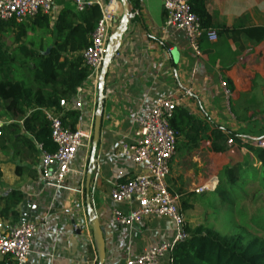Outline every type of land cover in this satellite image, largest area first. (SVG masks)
Returning <instances> with one entry per match:
<instances>
[{
	"label": "crops",
	"instance_id": "crops-1",
	"mask_svg": "<svg viewBox=\"0 0 264 264\" xmlns=\"http://www.w3.org/2000/svg\"><path fill=\"white\" fill-rule=\"evenodd\" d=\"M138 2L139 8L131 9L132 19L109 63L103 98H99L98 89H93L89 82L77 91L82 108L75 128L93 132L98 110L103 114V122L96 147L93 149L91 139L88 149L78 152L65 182L67 189L55 191L40 179V155L34 154L36 158L30 159L14 157L10 150L0 152V198L11 190L20 191L19 221L22 217L38 225L25 264H97L85 205L87 173L90 174L87 196L105 243L104 264H126L143 249L173 238L179 227L166 218L152 217L128 229L112 225L110 216L112 185L142 172L122 157L119 149L132 143L136 130L132 120L146 116L156 98L174 95L178 108L210 128L222 127L227 131L224 133H232L243 144L264 138V42L251 44L242 36L235 42L225 38L219 42L215 55L211 54L217 59L211 65L206 54H195L182 32L166 26L162 0ZM63 8L75 10L74 0H53L49 15L52 32ZM206 8L214 23L227 28H232L242 16L244 28H264V0H206ZM25 23L31 30L26 32L22 43L30 50L46 53L54 34H45L31 20ZM16 33L7 34L10 51L17 48L13 43ZM238 50L241 52L237 53ZM221 60L225 61L223 65H230L223 73L232 84L229 110L220 86ZM213 162H219L214 171H221L222 176L225 170L245 162L259 167L251 153L235 144L228 145L224 153H213L207 136L198 148L175 153L168 185L174 191L194 192L191 186L209 178L208 166ZM17 166L24 167L25 173L16 175ZM119 208L126 211L124 205ZM188 218L187 214L185 221L192 223ZM168 258L159 264H170Z\"/></svg>",
	"mask_w": 264,
	"mask_h": 264
},
{
	"label": "trees",
	"instance_id": "trees-1",
	"mask_svg": "<svg viewBox=\"0 0 264 264\" xmlns=\"http://www.w3.org/2000/svg\"><path fill=\"white\" fill-rule=\"evenodd\" d=\"M132 10L139 8L138 0H127ZM190 12L194 14L204 30H213L217 40L209 42L205 37L199 40L198 50L206 54L211 65L216 58L214 54L219 49V42L231 39L232 42L240 36L251 44L264 42V28L251 26L243 27V18L232 27L227 28L216 24L206 8V0H187ZM101 18L98 5H90L82 12L63 8L58 13L53 32L50 29L49 16L38 14L31 19V24L37 26L45 34H54V40L46 53L35 52L28 49L22 41L26 32L31 30L27 23H15L13 20L0 21V152L12 151L14 157L36 158L41 151L53 154L56 146L51 139L50 124L44 112L53 111L61 114L62 125L74 131L79 119V111H65L59 107L60 101L71 103L78 89L88 83L89 68L85 65L82 54L91 43V36ZM17 31L13 43L17 48L9 50L6 42L7 34ZM243 46L240 47L242 51ZM240 50L237 53L241 52ZM229 49V53H230ZM220 61L221 80L226 88L232 89L231 82L223 76L230 69V65H223ZM28 71L31 83L27 84L20 75ZM18 75V76H17ZM20 77V78H18ZM169 127L176 135V153L181 150L191 151L198 148L200 142L207 136L210 141V150L213 153H224L227 150V142L231 145L245 148L255 158L258 167L256 176L262 175L264 191V150L253 148L243 144L237 136L227 132L222 127L213 128L190 115L185 109L176 108ZM243 163L235 168L225 170V182L229 188H242L243 182L237 176L244 168ZM25 168L15 167L16 175L25 173ZM243 174V173H242ZM1 177V172H0ZM255 179V176H254ZM125 179L118 180L121 184ZM248 182V181H247ZM246 182V183H247ZM169 192L176 197L178 211L183 219L181 231L186 238L176 244L170 253V264H264V235L246 238L242 231L236 233L220 234L211 221L200 223H188L186 215L204 199L209 208L216 196L222 201L231 203L230 194L217 187L213 192L197 194L195 192L174 191L167 182ZM261 186L254 189L252 195H262ZM207 195V196H206ZM233 198V196H232ZM22 201V193L11 190L7 195L0 198V222L18 224V207ZM218 214V209H210ZM224 214H234L239 209H219ZM211 214V216L213 215ZM261 233L264 230V215L261 220H254ZM0 264H13L11 260L2 259Z\"/></svg>",
	"mask_w": 264,
	"mask_h": 264
},
{
	"label": "built area",
	"instance_id": "built-area-1",
	"mask_svg": "<svg viewBox=\"0 0 264 264\" xmlns=\"http://www.w3.org/2000/svg\"><path fill=\"white\" fill-rule=\"evenodd\" d=\"M94 4L100 8L101 18L82 57L90 71L89 85L96 90L110 36L117 27L121 9L118 0H108L107 3H101L99 0H74L75 10L78 12ZM162 6L166 14V26L182 32L197 56H201L198 50L200 39L205 37L212 43L217 40L215 31L201 27L199 19L190 12L187 0H162ZM52 7L53 0H0V21L13 20L18 24L23 23L38 14L49 16ZM220 82L225 106L229 110L231 91L222 80ZM79 93L80 91L71 103L60 101L59 107L65 111H80L82 102ZM177 107L178 102L172 94L156 98L146 116L132 120L136 126L132 143H125L119 149V154L131 165L139 167L142 172L127 178L121 184L114 183L110 188L112 225L130 229L135 224L157 217L166 218L179 227L171 240L143 249L138 256L127 260L126 264H159L166 256L170 261L173 248L186 238L181 231L183 219L178 211L177 199L169 192L167 186L170 163L176 153V135L169 127V120ZM44 114L50 124L51 139L56 151L53 154L41 151L39 176L49 188L55 191L65 190L66 179L72 173V165L78 152L89 147L92 130L75 128L71 131L62 125V113L45 111ZM227 144L231 145V142L228 141ZM249 145L264 150V138L250 142ZM212 186L194 192H213L214 184ZM120 205L126 207L125 212L119 208ZM37 227L36 223L29 222H0V260L7 259L13 264H25Z\"/></svg>",
	"mask_w": 264,
	"mask_h": 264
},
{
	"label": "rangeland",
	"instance_id": "rangeland-1",
	"mask_svg": "<svg viewBox=\"0 0 264 264\" xmlns=\"http://www.w3.org/2000/svg\"><path fill=\"white\" fill-rule=\"evenodd\" d=\"M20 75L24 77L27 84L31 83V78L28 75V71L20 73ZM218 164L219 162L216 164L213 162V165H209V178L204 180L202 183H195L193 186H191V190L196 191L204 189L208 185L214 184L215 188L220 186L222 187V191H227L228 194L232 195L233 198L231 196V200L233 199V201H231V203H227L222 201L220 197L216 196L211 204V208H209L204 199H200L202 201L197 202L194 209L188 213V219H191L193 221L192 223L211 221V224L220 234L236 233L239 230L243 232L246 238H253L262 234L264 235V230H260L262 232L257 233L256 231L259 230L257 226L254 225V220H261V217L264 215V191L262 188V175L256 176L258 168H253L251 165H249L248 168L241 170L237 177L245 182L243 183L242 188H229V185L225 182V175L222 176L221 171H214L215 165ZM259 183L263 194L260 195L259 192L258 194L252 195L254 189H259ZM204 193L209 194L210 192L204 191ZM98 201H100L99 198ZM210 209H218V214H213L212 210ZM219 209L239 210H237L238 212H235L234 214L226 215ZM211 214L213 215L211 216Z\"/></svg>",
	"mask_w": 264,
	"mask_h": 264
},
{
	"label": "water",
	"instance_id": "water-1",
	"mask_svg": "<svg viewBox=\"0 0 264 264\" xmlns=\"http://www.w3.org/2000/svg\"><path fill=\"white\" fill-rule=\"evenodd\" d=\"M118 2L120 4L121 15H120V18L117 20V27H116L115 31L110 36L109 45H108L107 50H106L104 64H103V67L101 69V76H100L99 84H98V88H97L98 89V95H99L100 99L103 98L104 82H105V77H106V73H107L109 63L112 59V56L118 52V49L122 43L123 35L127 30L130 19H132V10H131L127 0H118ZM103 3H104V1H103ZM102 122H103V114L101 111L98 110L96 112V115L94 117V122H93V132H92L93 149L96 147L97 142L100 138V130H101ZM89 180H90V174L87 173L86 183H85L86 211H87L88 216L90 217L89 226H90V229L92 232V237H93L95 248H96L97 264H104V261H105L104 238H103V234H102V231L100 228L98 218L95 215H93V210H92V207L89 203V198L87 196ZM26 222H27L26 219L21 217L19 224L26 223Z\"/></svg>",
	"mask_w": 264,
	"mask_h": 264
}]
</instances>
